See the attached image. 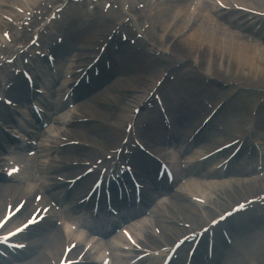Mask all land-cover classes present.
<instances>
[{
  "label": "bare ground",
  "instance_id": "1",
  "mask_svg": "<svg viewBox=\"0 0 264 264\" xmlns=\"http://www.w3.org/2000/svg\"><path fill=\"white\" fill-rule=\"evenodd\" d=\"M181 1H182L181 2L182 6L179 5L178 3H174L171 9L164 8L162 5V0L158 4H153L152 1L148 2L147 4L148 11L146 13H143L142 18L145 19V16L148 17L152 15L155 16V20H153L152 22L153 24L151 23L146 38L147 39L152 38L153 30H155L158 34L162 36L163 40L160 41L157 46H155L156 43L153 41L149 43L139 41L138 43L143 46V50H145V53L151 50L155 52L156 51L160 52L161 54L166 53L165 50H158L157 48L159 47L161 49H164L166 47L167 40L174 39L178 35L177 32L179 27L177 26L176 28L174 27L170 29L167 23L168 17L170 16L171 13L177 12L182 18L186 12L187 3H189L191 0H181ZM223 1L226 2L225 0ZM236 1L242 4L254 3L251 2L250 0H236ZM42 2H45V0H11L10 3L12 5H17L21 7L23 10H27L32 7L38 8ZM7 4H8V0H0V28L3 29L8 28V24L4 20H2L1 15L2 14L8 15L9 13L13 12L8 8ZM155 7H158V10L152 12V9ZM212 7H214L215 9V13L217 15H220L219 12H217V7L215 5H213ZM18 16L20 18L23 17L20 15ZM108 17L122 18V15L121 13L115 14V12H110ZM185 17L191 18L192 15L186 13ZM214 17L209 16L207 23L216 22V20L217 21L221 20L216 15ZM44 20L45 19L43 18V21ZM110 21L113 20L112 19L108 20L103 16H93V17L84 16L80 18L77 16L75 19H73L70 22L72 26L79 25L76 28L79 39L78 37H74V38L71 37L64 45L65 49L63 50L62 48L60 50L59 52L60 58L57 57L60 60L59 65L55 67V69L57 70L56 72L57 75L56 73L55 74L52 73V69L47 68L45 66L46 63L43 62L33 63L32 68L34 70L35 75H37L35 71L36 68L40 67L43 70L41 75L36 76L39 85L43 87L44 85L46 87H51L50 90L51 95H49L48 97L51 99L49 102H45V109L49 112V114L52 112L56 113L54 114V116L56 115V118L54 116L48 117V121L50 125L53 127V129H55L56 131L59 130L60 127L64 125V120L66 119V115L70 113L75 114V117H73L75 119L93 118L94 121H96V124L94 125L90 123L83 124L84 129H81V131L83 130L90 132L92 131V133L96 135V137H92V138L84 137L82 139L83 141L87 142L92 146L93 148L92 150L82 149L78 147H72V148L68 147L62 149L63 151H60V153L64 155L63 158L64 163L67 162L69 163V165H72V163L74 162L86 161L85 159H81L80 157L94 156L96 154L95 151L97 150V148H101V152H100L101 155L99 154V157H102L103 154L109 153V150L117 149L119 144L118 142H120L123 139V136L119 137L120 134L117 131H114L113 128L110 129L106 128L105 124L109 127L112 126L113 123H117L118 127H122V124L126 125L127 121L129 120V117H125L124 115L121 116L120 113H102L101 111L102 108H100V106L90 108L92 106L93 100H90L85 103L82 101L81 104L77 103L78 105L73 111H67L65 113L63 107L61 106V100L57 99V97H61V95L64 92L63 88L65 87L64 84L67 81L66 77L76 69L87 68V65L89 63L86 60L87 57L90 55L88 51L92 50L96 46L94 45V42L96 40L101 39L102 34L104 32H108V34L112 32L113 26ZM254 21H256V19ZM138 22L139 21L136 20L135 25L138 24V26L135 27L137 29H140L141 25ZM182 23L185 26H189L190 30L184 37H182V40L176 44L175 48H172L174 54H176V57L173 60H169L168 62L164 59H159V60L156 59V62L162 61L168 63L169 65L166 66L163 72L160 73L157 77H152L151 80L152 83L160 79L162 74L165 71L169 70L172 66H177V65L190 66L191 60L195 58L197 59V64L193 65L194 68L201 69L207 77L219 78L222 77L223 74L227 72H231V75H233L236 79L237 77H239L241 80L248 82L251 86L256 87L257 90L258 89L264 90V85L262 83L264 79V51H260L255 47L245 44L242 40H237V46H235V52L233 55H231L229 50L230 47H226L224 49L219 48L221 44L225 43L221 36L226 35V32L223 31L222 28H220V30L218 31L219 35L216 37L215 42L212 43L210 42L208 37L209 24H207V29L205 33H201V29H198L195 23H187L185 21H182ZM90 24H91L90 27H86ZM92 29L96 31L91 34H88V32ZM23 37H25V34L23 35ZM106 40L107 38H105V41ZM77 43L79 44L78 47L80 53L79 54L71 53L70 45L74 47L77 46ZM199 44H203V48L200 53H197L195 49H196V45ZM211 44H214L216 46L214 51H211L209 49V45ZM156 62L152 63V65H155ZM81 63H86V64L81 65ZM147 65L150 66L147 63V60H141L140 54L127 51L125 48L121 56V66L117 69L112 65L110 78H106L105 75L103 74L102 76L103 82L100 84V87L102 90L106 91L107 93L113 94L115 96V101H117L119 104L130 105L129 103L132 102L135 105L139 97L138 96L135 97L130 93H125V92L126 91L130 92L132 90L139 92L140 91L143 92L144 90L145 92L146 91L149 92L151 90L152 85L146 84L145 82L147 81L144 82V80L140 76V74H142L140 73V71L142 70L144 71L148 69ZM147 73L150 72L148 71ZM192 75L194 76V78H192L191 74L189 75L190 82L194 84L195 82H199L198 75L195 73H193ZM53 76H54V81L55 79L59 81L58 85L55 86L53 84H52L53 86L51 85ZM251 78H253V80H251ZM139 79L141 81H139ZM182 87L184 86L180 85L177 88H182ZM177 88H173V89L179 90ZM188 89L189 88L186 87L183 90L186 91ZM168 90H171V88L168 87L167 91ZM10 94L14 99V101H16V103L19 102L22 103L23 101L26 102L25 89L20 80L19 81L17 80L15 86L12 87ZM99 95L102 94L99 93L98 96ZM75 101H77V99H72L71 103H75ZM184 101H187V99L181 96L179 102L182 107V113H178L179 119L177 123L180 129L187 127L188 125L189 126L192 125L191 131L187 132V134L184 135L185 140L179 142L180 129L179 127L176 128V126L173 127L171 142L173 145L177 143L181 145L179 147L181 148L180 150L183 151L184 153L183 159H185L186 161L190 162L191 160L193 162L195 159L198 158V154L202 153L203 151L206 153L210 152L209 151L211 150L210 148H212V146L217 142L222 143V145H226L228 143H231L232 141L236 143L237 139L243 136L241 135L235 139L233 138L232 140L230 139L225 141L226 138H222V137L220 138V134L217 137V133H215L213 130H211L208 133L205 132L207 128L206 127L202 131L203 133L197 136L193 144L189 145L188 140L191 138L192 129L196 126V124L200 122V118H202L201 112L203 108L201 107V105H199V103L195 99L191 100L189 103H186ZM129 110L132 111L133 109H129ZM153 115L155 116V121L150 124L148 135L146 137H148L147 140H149L151 144L155 143L156 146L159 147L157 148L156 151L152 150L155 146L152 145L150 146V148L152 152L158 157L172 161V167L174 170H179V160L177 158L171 159L161 155L162 146L166 145V142L164 141L165 133L161 126L162 122L160 123V119H161L160 115L158 113H153ZM255 121L257 123L255 128V136L258 142L264 145V134L262 133L264 129V114L258 113ZM230 124H231L230 126L233 129L237 128L236 126H238L237 120L231 121ZM79 126L80 125H77L76 127ZM71 134H73L72 131ZM105 134H108L109 136ZM60 135L61 138L63 137L69 138V136L66 134H60ZM1 139L5 143H9L11 145L17 144L11 139V137H8L5 134L1 136ZM62 143H64V141L62 140L59 142H55V146L58 147ZM201 143H203V147H202L203 151H197L198 150L197 145H200ZM108 145H115L116 147L114 148ZM0 153L2 154L3 151L0 150ZM41 154H45L46 156L51 155L49 151H43ZM137 156L139 157L140 154H138ZM254 161L255 160L253 158L249 166H252L256 170V165L254 164ZM156 164L157 163L155 161H152V164L137 163V166H135L138 170L142 171V175L147 179L146 181L147 184L152 182L155 185H158L156 182L157 174L154 172V169H156ZM55 165L58 166V169L55 170L61 172L63 174L61 176L69 179L74 178L70 176L74 172H78V170L81 169L72 166H70L69 168H65L63 165L57 164L56 162H54V160H52L47 165L50 168H47L46 166L41 167L42 175L45 176L47 173H49V170L53 169ZM215 168H216L215 164L192 163L189 173H193L194 175H197L199 179L198 183L196 184L189 183L186 186L181 185L178 188L179 190L178 194H170L168 204H163L162 206L158 205L157 211L152 212L154 219L153 224H155V222L158 223V226L161 228L160 230H162L164 235L167 236V238L169 239L168 240L169 243L171 242V240L175 241L178 237L182 236V234L183 235L189 234L190 232H192V230L191 231L185 230V234L183 232L180 236L176 237L178 235L177 227L174 225H172V228L166 226V223H168V221L161 217V212H167L168 214H170L172 210H178L187 219V221H185L187 224L192 225L194 229H199L204 223L209 222L210 219H208V217L216 215L212 211L213 209H216L219 212L217 216L219 214L222 215L228 206H230L228 208L230 209L232 206H234V204H237V202L239 201L245 202L249 199H254L256 197H259L261 193L264 194V178L258 177L255 180H252L251 178L249 179V177L245 173L248 171V166L245 165L241 171L233 169L230 166L228 169L230 173H227L226 175H223L221 172H214L216 170ZM81 171H83V169ZM81 171H79V173ZM262 173H264V159H263ZM91 179H93V177ZM89 180L90 177L80 181L76 185L78 192L76 193V196L72 195V197L73 198L77 197V199H75L74 201L75 205H72L71 207L70 204L67 205L66 203L67 200H70L69 194H67L64 198L60 197V194L63 192L61 188L62 186L59 187L58 183L49 182V185L50 186L53 185L54 187L53 191H55L54 193L55 198L58 200L61 199V201L64 204V210L68 212L67 216L65 217V220H67L69 223L79 222L80 219L83 220L85 219L86 223H91L90 220L86 219L87 217L86 215L90 211L89 206L78 207L76 204L77 201L82 199L83 195L87 192V185L89 183ZM203 180H206V184L203 183ZM232 182H234V186H231ZM23 183H27L29 185L28 188L30 187V185H32V183L29 184V182L26 180H21L18 184L15 185L2 186L0 184V217L5 211V206L6 203L8 202V199L11 198V203H12L13 199L15 200L17 196H19L18 194L20 195L24 194L23 197H28L26 207H28L29 209L32 201L31 199L32 191L30 190V188L36 189V186L38 185L35 184V187L31 186L29 189H24L22 187ZM65 188L66 187H64L63 190ZM210 188H213L217 192V197L215 199H213L211 194H209ZM58 190L59 193L56 194ZM254 192H256V194H254ZM184 193L203 194L204 196H206V199L209 201V203L213 205V209L208 211L207 209H204L200 205L190 203L189 200L186 199L184 200ZM219 196L224 197L223 200H219L218 199ZM65 204H66V208H65ZM145 204L149 205L150 201L147 200ZM161 208L164 210H162ZM170 215L173 216L172 214ZM243 217L244 219L241 220L240 223H238L239 226L233 231L234 236L236 238L233 247L231 249H226L225 247L222 248L219 244V241H216L212 253L213 260L210 264H264V237H262L260 232H258L256 228L251 225L254 223L261 224L263 223L264 219H256L255 217L252 216L248 218L247 217L245 218V216ZM237 218L238 217H235L232 220ZM142 221L147 222V218H143ZM228 223L229 222L225 223L224 225ZM95 224L97 225L88 226V228L90 230L104 232V229H107V226L109 228L112 226V224L110 223H107L104 226L100 222H96ZM228 229L231 232V230H233V225H229ZM135 231L137 232L138 236L141 234L136 229ZM117 237H115L116 241L124 243L122 237L119 236ZM71 238H72L71 234L68 233L65 228L58 230L56 234H52L49 232L37 243V246L34 247L32 251V255H33L32 262L31 263L20 262L18 264H40V262H42L47 256L48 258L49 256H51V259L53 260H58L63 252L64 244L66 240L71 241ZM146 238L150 240L152 243L156 242V238L151 234H147ZM201 248H202V243L200 246H198L197 252L193 257L191 264H203L202 262L203 257L199 255L201 252H204L202 250L203 248L202 249ZM101 249H102V244H99L97 247H95L92 254L100 252ZM219 251H225L224 255H221ZM114 252H116L113 256L114 260L116 261L115 264H121L122 257H120V255L118 254L119 251L114 249L113 253ZM128 262L129 261H125L124 263L127 264Z\"/></svg>",
  "mask_w": 264,
  "mask_h": 264
},
{
  "label": "rangeland",
  "instance_id": "2",
  "mask_svg": "<svg viewBox=\"0 0 264 264\" xmlns=\"http://www.w3.org/2000/svg\"><path fill=\"white\" fill-rule=\"evenodd\" d=\"M250 1H252V0H250ZM135 3L133 2V5H134ZM199 20V19H198ZM170 24H171V22H170ZM252 39L250 38H248V43H249V41L250 42H252V43H250V44H257V42H256V40H254V41H251ZM245 42H247V40H244ZM173 43L174 42H172V41H170L169 40V45H170V47H174V45H173ZM254 46V45H253ZM223 47V46H222ZM78 48V47H77ZM197 50V49H196ZM186 70H188V68H186ZM144 75H146V74H144ZM183 77H184V75H183ZM201 79H203V77H201ZM204 81V80H203ZM222 81V80H221ZM264 81V80H263ZM207 85L209 84L207 81H204ZM228 82L229 83H231V85L230 84H228V85H230V86H233L232 84H234L235 83V81L234 80H228ZM209 86V85H208ZM233 87H235V85L233 86ZM236 92H237V95H236V97H235V102L237 103V104H235V102H234V104L233 103H230L229 105H230V107L229 108H227V109H224V111L222 112V113H225V114H227V113H234L235 115H237V116H243V115H245V114H248V113H253V111H254V107L251 105V99H250V96H256V101L260 104L261 102H262V99H264V95H262L261 93H259V94H256V93H252L250 90H247V89H243L242 88V90H240V91H237V90H235ZM231 93V90H229V91H226V92H224V93H219V98H221V97H225V96H227V95H229ZM113 146V145H112ZM75 199H77V198H75ZM47 258L48 257H46L42 262H40V264H48V261H47ZM25 260H28V258H25L23 261H25ZM41 261V260H40Z\"/></svg>",
  "mask_w": 264,
  "mask_h": 264
}]
</instances>
